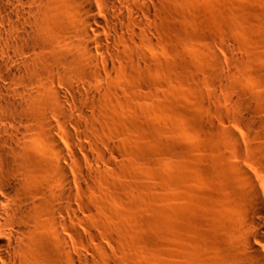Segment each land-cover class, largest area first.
<instances>
[{
  "label": "rangeland",
  "instance_id": "1",
  "mask_svg": "<svg viewBox=\"0 0 264 264\" xmlns=\"http://www.w3.org/2000/svg\"><path fill=\"white\" fill-rule=\"evenodd\" d=\"M168 2L172 23L163 17ZM149 8L155 57L149 63L130 41L119 43L112 55L121 69L95 89L85 117L73 113L78 126L66 117L108 144L101 158L89 146L97 166L76 149L95 172L81 177V264H236L227 254L251 210L250 143L254 119H264V0Z\"/></svg>",
  "mask_w": 264,
  "mask_h": 264
},
{
  "label": "bare ground",
  "instance_id": "2",
  "mask_svg": "<svg viewBox=\"0 0 264 264\" xmlns=\"http://www.w3.org/2000/svg\"><path fill=\"white\" fill-rule=\"evenodd\" d=\"M137 1L0 0V264H81V177L95 172L76 149L97 166L99 145L108 144L66 117L78 126L73 113L85 117L95 89L121 69L112 55L119 43L130 41L149 63L155 57L149 42L158 31L147 19L154 0ZM168 6L163 17L172 23L177 10ZM254 123L251 210L227 254L236 264H264V119Z\"/></svg>",
  "mask_w": 264,
  "mask_h": 264
}]
</instances>
